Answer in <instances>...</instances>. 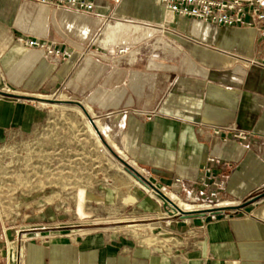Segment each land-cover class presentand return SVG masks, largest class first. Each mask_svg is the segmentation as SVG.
<instances>
[{"label":"crops","instance_id":"0c3cea01","mask_svg":"<svg viewBox=\"0 0 264 264\" xmlns=\"http://www.w3.org/2000/svg\"><path fill=\"white\" fill-rule=\"evenodd\" d=\"M263 28L182 16L159 0H99L92 12L0 0V142L81 108L125 167L117 176L55 173L99 180L80 198L70 182L26 203L22 221L40 214L28 226L41 232L10 242L7 264H264ZM43 100L61 103L49 110ZM161 191L219 209L183 217L165 208ZM127 209L139 234L114 218ZM96 218L119 225L74 228Z\"/></svg>","mask_w":264,"mask_h":264},{"label":"rangeland","instance_id":"374dc122","mask_svg":"<svg viewBox=\"0 0 264 264\" xmlns=\"http://www.w3.org/2000/svg\"><path fill=\"white\" fill-rule=\"evenodd\" d=\"M43 101L40 104L50 107L49 110L61 103L59 100ZM76 109L78 113L74 111L71 113L70 110L62 108L58 110L60 114L56 111L50 115V118L48 116L39 128L15 129L6 134L5 139L0 142V264H7V248L10 242L41 232L40 229L28 226L32 222L43 221L40 214L39 216L36 214L38 217H35L36 221H33L35 218H31V221L29 218L22 221L26 203L43 195L52 198L55 189H59L60 185L69 187L70 182L73 187L77 185L80 198L85 196V185H95L99 180L96 177L57 178L54 176L55 173L69 169L78 170L80 173L92 169L94 171L106 169L110 171V174L117 176L119 169H125L113 155L112 149L108 148L101 139L97 130L91 126L85 111L81 108ZM71 138H77V143L71 145ZM91 138H94V142ZM95 141L103 145L105 152L101 151V147H98ZM105 154L110 157V160L106 159ZM150 192L154 194L152 190ZM38 208L39 206L36 205L28 209ZM98 212L101 210L96 211L97 215H101ZM122 212L124 214L114 218L125 219L131 235L139 234L140 229H134L132 225L135 223L133 218L136 217L134 211L127 209ZM46 216L53 221L56 214L52 211L47 212ZM118 225L116 220L101 221L96 218L86 220L85 223L78 224L74 228L84 232L87 228L99 229L108 226L116 228ZM142 228L146 229V226ZM143 238L148 240L149 237L143 235Z\"/></svg>","mask_w":264,"mask_h":264},{"label":"built area","instance_id":"2783aa9c","mask_svg":"<svg viewBox=\"0 0 264 264\" xmlns=\"http://www.w3.org/2000/svg\"><path fill=\"white\" fill-rule=\"evenodd\" d=\"M80 12H92L99 0H38ZM116 3L121 0H112ZM166 8L182 15L193 16L204 21L229 26H254L264 21V0H159ZM264 31V28H263ZM17 40L28 47H35L48 54L70 56L52 42L37 37L19 36ZM236 136L247 137L246 131H238Z\"/></svg>","mask_w":264,"mask_h":264},{"label":"water","instance_id":"95a60500","mask_svg":"<svg viewBox=\"0 0 264 264\" xmlns=\"http://www.w3.org/2000/svg\"><path fill=\"white\" fill-rule=\"evenodd\" d=\"M127 166L134 173H136V171L134 170V168L130 164L127 163ZM158 194L163 199L166 209H168L171 213H176V214L180 213L183 217H193V216L203 215L209 210L215 211V210L219 209L218 207L184 209L182 206H180L174 199H172L166 193L161 191Z\"/></svg>","mask_w":264,"mask_h":264},{"label":"bare ground","instance_id":"6f19581e","mask_svg":"<svg viewBox=\"0 0 264 264\" xmlns=\"http://www.w3.org/2000/svg\"><path fill=\"white\" fill-rule=\"evenodd\" d=\"M93 132L95 133L94 128H92ZM172 199H174L180 206H182L184 209H192L193 208V204L184 200L181 196L177 195V194H170L169 195Z\"/></svg>","mask_w":264,"mask_h":264}]
</instances>
